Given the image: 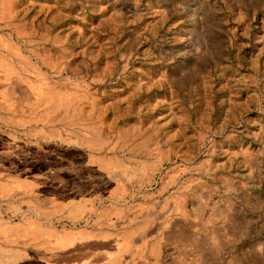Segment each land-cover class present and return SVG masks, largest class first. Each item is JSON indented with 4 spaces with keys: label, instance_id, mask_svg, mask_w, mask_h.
Masks as SVG:
<instances>
[{
    "label": "rangeland",
    "instance_id": "rangeland-1",
    "mask_svg": "<svg viewBox=\"0 0 264 264\" xmlns=\"http://www.w3.org/2000/svg\"><path fill=\"white\" fill-rule=\"evenodd\" d=\"M0 264H264V0H0Z\"/></svg>",
    "mask_w": 264,
    "mask_h": 264
}]
</instances>
